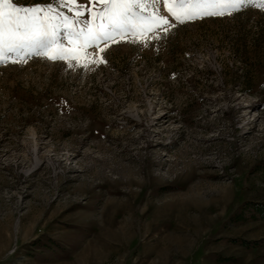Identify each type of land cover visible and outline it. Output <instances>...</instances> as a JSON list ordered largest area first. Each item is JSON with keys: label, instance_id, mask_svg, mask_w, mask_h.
I'll list each match as a JSON object with an SVG mask.
<instances>
[{"label": "rangeland", "instance_id": "374dc122", "mask_svg": "<svg viewBox=\"0 0 264 264\" xmlns=\"http://www.w3.org/2000/svg\"><path fill=\"white\" fill-rule=\"evenodd\" d=\"M155 35L3 58L0 264H264V5Z\"/></svg>", "mask_w": 264, "mask_h": 264}, {"label": "snow or ice", "instance_id": "6c2138e0", "mask_svg": "<svg viewBox=\"0 0 264 264\" xmlns=\"http://www.w3.org/2000/svg\"><path fill=\"white\" fill-rule=\"evenodd\" d=\"M161 3L167 15L160 11ZM252 3L264 5V0H52L28 6L0 0V63L6 56L16 63L26 62L32 55L49 60L77 58L80 49L87 56L90 48L100 50L103 45L108 49L118 43L116 35L129 45L147 47L153 34L162 32L163 36L155 35V39H167L174 36L176 25L197 18L231 16ZM128 34L133 39L129 40ZM99 63L107 64L106 54H101Z\"/></svg>", "mask_w": 264, "mask_h": 264}, {"label": "trees", "instance_id": "16d2710c", "mask_svg": "<svg viewBox=\"0 0 264 264\" xmlns=\"http://www.w3.org/2000/svg\"><path fill=\"white\" fill-rule=\"evenodd\" d=\"M260 211H262L263 209H261V208H258Z\"/></svg>", "mask_w": 264, "mask_h": 264}]
</instances>
